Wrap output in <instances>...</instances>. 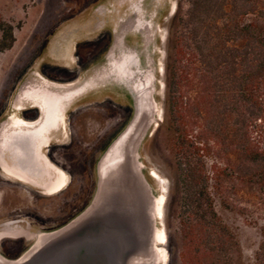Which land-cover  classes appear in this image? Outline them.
<instances>
[{"label":"rangeland","instance_id":"1","mask_svg":"<svg viewBox=\"0 0 264 264\" xmlns=\"http://www.w3.org/2000/svg\"><path fill=\"white\" fill-rule=\"evenodd\" d=\"M118 1L0 0V20L12 26L15 36L12 47L0 52V124L11 115L27 120L36 116L33 106L13 107L24 82L33 78L57 84L75 80L90 64L92 55L106 48L109 28L102 23L109 19L108 10L114 6L123 12L128 5V0ZM99 5L105 6V11L99 12ZM185 5L183 0L144 2L148 13L157 11L152 58L155 67H161L156 72L155 95L160 115L142 143L140 159L155 193L159 194L160 185L165 187L159 219L165 234V241L159 245L166 252L162 264H184V259L185 264H264V255L258 254L264 239V187L245 182L235 155L223 151L212 138L199 153L213 208L232 234L229 261L223 262L217 253L195 252L193 222L180 213L175 184L180 154L173 146L177 133L170 129L169 117L164 113L163 67L174 18L180 6L185 9ZM58 54L63 58L55 56ZM72 106L62 136L46 147L51 161L63 170L67 181L73 174L67 188L47 194L0 167V253L8 258L18 256L38 232L64 224L89 203L96 187V160L131 114V108L121 98L107 92L85 96ZM199 125L200 121L190 118L183 130L202 147L203 142L196 139ZM152 172L160 181L151 176ZM7 230L20 233L8 236Z\"/></svg>","mask_w":264,"mask_h":264},{"label":"water","instance_id":"2","mask_svg":"<svg viewBox=\"0 0 264 264\" xmlns=\"http://www.w3.org/2000/svg\"><path fill=\"white\" fill-rule=\"evenodd\" d=\"M144 2L128 0L123 12L111 6V44L81 78L66 84L33 78L19 88L13 107H36L38 116L30 121L11 115L1 122L0 159L5 163L19 160L18 136L37 131L47 144L64 125L66 111L99 89L115 85L128 92L132 114L96 162V187L89 203L64 224L38 232L18 256L0 253V264H159L158 194L143 170L140 149L159 119L155 95L161 67L156 68L152 58L157 11L148 13ZM97 10L105 11V6ZM127 36H138L142 43L130 44ZM4 135L10 136L6 142ZM31 155L38 171L44 162L41 148Z\"/></svg>","mask_w":264,"mask_h":264},{"label":"trees","instance_id":"3","mask_svg":"<svg viewBox=\"0 0 264 264\" xmlns=\"http://www.w3.org/2000/svg\"><path fill=\"white\" fill-rule=\"evenodd\" d=\"M183 1L163 67L164 113L180 154L179 208L196 230L194 251L228 262L232 234L213 208L199 151L212 138L235 155L245 182L264 187V0ZM14 42L12 26L0 20V52ZM190 118L200 121L202 147L183 130ZM258 254L264 255V239Z\"/></svg>","mask_w":264,"mask_h":264},{"label":"bare ground","instance_id":"4","mask_svg":"<svg viewBox=\"0 0 264 264\" xmlns=\"http://www.w3.org/2000/svg\"><path fill=\"white\" fill-rule=\"evenodd\" d=\"M44 114L48 115L47 112L45 113V110H44ZM38 121L37 123H35V125L38 124ZM44 121L45 123H48V119H45ZM41 128H44V126ZM3 134L4 133H0V138L2 142H4L3 141L4 139H2ZM8 137L10 136L7 135L5 138V135H4L5 142L8 140L7 139ZM17 139L18 141L21 142V144L19 142L16 146L18 150L17 157L19 158V160L13 164H10V163H5L0 159V167L9 175H12L25 182L26 181L30 182L32 183V185H34L35 187H38L41 191L47 194H53L61 190L67 182V177L65 173L59 170L58 168L53 167V165L44 156H43L44 162L41 168L39 167L41 170L37 168L38 169L37 171L36 166H35L36 164L33 161L34 159L31 157L32 150L34 148L43 149L47 147L46 139L45 137H43V134L39 136L37 131H34L33 133H30V134H26V135L22 134V136H18ZM36 139H38V141H36ZM36 171H37L38 176L36 175ZM151 176L154 179L160 181L156 173L152 172ZM159 191L160 192L158 194V200H157L158 219L161 218L162 205H163L164 197H165V187L163 184L160 185ZM19 233L20 232L8 231V230L5 232V234L8 236H13ZM164 241H165V234H164V231L160 228V230L158 231L157 245L158 246L161 245ZM158 251L160 253L159 264H162L166 260V252L160 247H158Z\"/></svg>","mask_w":264,"mask_h":264},{"label":"flooded vegetation","instance_id":"5","mask_svg":"<svg viewBox=\"0 0 264 264\" xmlns=\"http://www.w3.org/2000/svg\"><path fill=\"white\" fill-rule=\"evenodd\" d=\"M111 24H112V21H110V19H108L106 22H104L103 23V25L106 27V28H109V30H108V42H107V45H106V48L105 49H103L102 51H99V52H96V53H94L93 55H92V60H91V62H90V64L89 65H87L85 68H83L82 69V71L77 75V77H76V79L75 80H69V81H65V82H58V84H66V83H70V82H73V81H76V80H78L79 78H81V76L84 74V72L85 71H87L90 67H92V66H94V65H96L97 63H99L102 59H103V57H104V55L106 54V51H107V49L109 48V46H110V44H111V41H112V31H111V28H112V26H111ZM126 41L128 42V43H130V44H135V42L137 43V44H140L139 43V38L137 37V36H127L126 37ZM81 53L80 52H76V55H80ZM56 57H62L63 58V56L64 55H55ZM102 92H107V93H110V94H112V95H115V96H117L118 98H121L130 108H131V114H132V98H131V96H130V94L128 93V92H126L125 90H122V89H120L119 87H117V86H115V85H113V86H109V87H106V88H103V89H99V90H97V91H95V92H92V93H90V94H88L87 96H91V95H95V94H98V93H102ZM86 96V97H87ZM81 99H79L78 101H80ZM77 102V101H76ZM72 107L73 106H71L67 111H66V115H65V119L67 120V115H69V113L72 111ZM36 108V107H35ZM36 111H37V114H36V116H34V117H32V118H29L28 120H34L37 116H38V109L36 108ZM131 114H130V117H131ZM129 117V118H130ZM129 118H128V120H129ZM127 120V121H128ZM66 123H68L67 121L65 122V120H64V125L62 126V128H60V130L58 131V133H56V131H54V133L52 134V136H51V139H50V141L47 143V146H49L50 144H52L54 141H57L61 136H62V129H64L65 128V125H66ZM127 123V122H126ZM125 123V124H126ZM124 124V125H125ZM124 127V126H123ZM122 127V128H123ZM121 128V129H122ZM121 131V130H120ZM119 131V132H120ZM118 132V133H119ZM117 133V134H118ZM116 134V135H117ZM115 135V136H116ZM114 136V137H115ZM113 137V138H114ZM112 138V139H113ZM111 139V140H112ZM111 141H109L105 146H104V148H103V150L101 151V153L105 150V148L107 147V145L110 143ZM48 152V148H43V149H41V153H42V155L53 165V167H55V168H58L59 170H61V171H63L61 168H59L57 165H55L52 161H51V159H50V156H49V154L47 153ZM101 153H100V155H101ZM99 155V156H100ZM99 156H98V158H99ZM98 158H97V160H98ZM97 160H96V162H97ZM95 167H96V163H95ZM72 179H73V174H71V175H69V179H68V181L66 182V184H65V187L64 188H67V186L69 185V184H71L72 183ZM27 182V181H26ZM27 183H29L30 185H32V183H30V182H27ZM32 186H34V185H32ZM87 205V204H86ZM85 205V206H86ZM84 206V207H85ZM84 207H82L80 210H79V212L84 208Z\"/></svg>","mask_w":264,"mask_h":264}]
</instances>
